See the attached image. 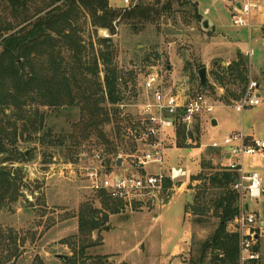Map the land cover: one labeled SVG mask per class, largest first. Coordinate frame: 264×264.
<instances>
[{
	"label": "rangeland",
	"instance_id": "obj_1",
	"mask_svg": "<svg viewBox=\"0 0 264 264\" xmlns=\"http://www.w3.org/2000/svg\"><path fill=\"white\" fill-rule=\"evenodd\" d=\"M2 1L0 29L11 30L5 33L10 35L24 25L18 26L19 16L13 15L10 9L3 13ZM31 1L29 15L48 2ZM110 1L114 6L124 8L123 0ZM131 1L133 4H154L157 0ZM161 1L163 4L172 1V8L158 24L148 25L139 33L120 25L117 34L111 37L123 75L128 82H132L130 74L134 72L139 83L141 94L137 104L125 109V113L135 122L141 119L143 80L152 72L159 73L166 90L183 96L202 94L213 104L226 105L227 100L234 107L238 103H235V96L241 95L244 85L239 82L237 86L233 85L227 68L238 60L237 49H240V54L244 53L248 60V83H264V72L258 75L264 70V40L255 41L260 39L261 31L264 34V4L259 2L261 11L249 17L253 25L249 29L233 24L230 7L224 2ZM19 14L22 15V11ZM205 21L209 23L208 28L204 26ZM80 23L83 27L81 36L87 48L85 61L90 64L94 56L105 50L102 40L106 37L102 31L93 28L87 19H81ZM147 56L149 59L144 61L143 58ZM195 60L207 68V81L213 86L208 91L200 92L183 71L188 62L194 63ZM229 115L234 116L241 127V115L235 112H229ZM243 122L248 131V121L244 118ZM204 123L206 119L201 117L191 118L184 123L196 138L198 135L195 131L200 128V144L202 134H205ZM257 129L263 132L264 126L259 124ZM225 131L222 123L217 130H209L202 140L203 144L222 142L224 135L230 133ZM39 139L36 137L34 143L21 141L20 151L33 158L9 166L13 173L16 171L21 189L17 203L0 208V228L5 232L4 239L9 238L11 232L13 237V245L5 240L2 246L0 244V264H190L196 250L193 240L204 241L214 232L216 219H210V226L206 228L192 223L193 208L186 195L191 193L193 196L194 191L190 188L195 184L192 179L200 171L202 156L197 149H193L196 146L194 142L190 146L193 149L191 152L178 149L177 128L170 133L166 143L165 161L169 166L183 167L190 177L181 179L177 184H169V194L156 203H135L131 206H123L107 195L102 197V193L90 188L85 176L86 169L100 167L103 162L98 159L97 153L102 150L89 143L81 146L75 157L79 162L74 166L78 170L77 175L67 180L59 175V167L68 163L64 161L69 157L67 150L43 146ZM127 148L130 147L122 149L118 157L124 162L122 172L116 171L119 174H124V168H130L141 154L139 142L133 156ZM207 148L209 146H205L203 152ZM110 158L113 160L115 157ZM218 162L221 164V161ZM246 201L253 212L261 206L264 198L260 202ZM80 214L94 217L99 228L82 236L79 230ZM230 230L237 231V225L230 227ZM10 255L11 259L8 258ZM58 255L67 256L68 260L59 259Z\"/></svg>",
	"mask_w": 264,
	"mask_h": 264
},
{
	"label": "trees",
	"instance_id": "obj_2",
	"mask_svg": "<svg viewBox=\"0 0 264 264\" xmlns=\"http://www.w3.org/2000/svg\"><path fill=\"white\" fill-rule=\"evenodd\" d=\"M2 2L3 13L10 9L19 16L18 26H24L10 35L5 33L11 30L0 29V208L14 205L20 196L19 177L9 166L33 158L20 151L21 141L34 143L40 137L38 141L43 146L66 149L69 157L64 161L77 164L78 149L85 143L102 150L97 157L109 167L122 149L130 147L127 149L131 156L137 152L136 134L142 120L135 122L125 109L137 104L139 83L134 72L130 74L132 82L123 75L111 37L120 25L128 26L134 33L156 25L172 8V1L163 4L161 0L154 4L135 3L129 9L114 8L109 0H48L29 15L31 0ZM194 7L196 10L197 5ZM83 18L97 31L105 30L110 35L102 40L105 50L94 56L90 64L85 61L87 48L81 36ZM148 59L149 56L143 58ZM204 67L195 60L183 69L200 92L213 88L200 84L198 73ZM247 71L248 60L243 54L227 68L233 85H244L241 95L235 96V103L242 100L248 87ZM199 129L195 131L196 138L186 124L177 125L178 149H192L193 142L195 148H200ZM221 156L220 149L208 148L201 157L199 173L192 179L193 225L209 227L210 219H216V223L206 240H193L196 250L190 264L239 263L240 234L230 230L242 211L241 196L235 188L238 174L214 162ZM79 223L82 236L99 228L91 215L80 214ZM3 233L0 228L1 246L4 240L13 245L12 232L6 239Z\"/></svg>",
	"mask_w": 264,
	"mask_h": 264
},
{
	"label": "built area",
	"instance_id": "obj_3",
	"mask_svg": "<svg viewBox=\"0 0 264 264\" xmlns=\"http://www.w3.org/2000/svg\"><path fill=\"white\" fill-rule=\"evenodd\" d=\"M224 2L230 7L233 24L237 27L253 28L249 17L261 8L256 0H214ZM124 8L134 6L131 0H124ZM104 37L110 38L107 31H102ZM251 55V54H250ZM259 85L251 81L240 102L234 108L243 112L248 107L258 106ZM143 102L141 104V129L136 134L140 143L141 154L135 161L124 168V174H119L114 163L106 166L86 169V179L94 192L104 193L115 202L123 206L135 203H156L167 193L169 184H177L184 178H189V172L183 167L167 165L165 161L166 143L171 132L177 125L186 123L189 119L214 113L216 106L209 98L202 94L181 95L166 90L161 76L157 72L147 75L143 81ZM211 148L227 150V154L234 161L227 167L238 174L235 186L241 196V214L236 219L237 231L240 234L239 263L257 264L263 260L260 251L258 218L256 214L246 210L245 201H260L264 198V181L257 171H248L243 161H256L264 156V141L247 137L243 132L225 134L222 142L213 141ZM77 163L68 162L59 167V175L67 180L76 177ZM124 167V166H123ZM151 167L154 169L150 170Z\"/></svg>",
	"mask_w": 264,
	"mask_h": 264
},
{
	"label": "crops",
	"instance_id": "obj_4",
	"mask_svg": "<svg viewBox=\"0 0 264 264\" xmlns=\"http://www.w3.org/2000/svg\"><path fill=\"white\" fill-rule=\"evenodd\" d=\"M110 1V0H109ZM258 3H262L264 4V0H256ZM124 2V0H123ZM110 5L114 8H119L118 6H114L111 1H110ZM123 7H124V3H123ZM122 8V7H121ZM264 24V22H263ZM263 38V39H262ZM264 40V34L261 31V37L260 39H257L255 41H260V40ZM238 54H240V52H242L240 49H237ZM244 55V53H241ZM252 54V53H249ZM252 67V65H251ZM256 74L257 71L252 69ZM263 71H261L258 75H260ZM259 85V97L261 99V103L258 106H254V107H248L246 110H244L243 112L239 113L235 110V108L233 107V105H224V104H215L216 109L214 111V113L218 112V115H215L214 113L211 115H204V116H200L201 118H205L206 119V123L202 124L203 129L205 134H202L201 137V146L200 148H193V149H197L200 156H203L204 153L203 149H205V146H211L210 145H205L203 144V138L206 135V133L209 132V130H217L221 123L224 127H226V131L225 132H230V133H234V132H243L247 137L251 138V139H255V140H259L260 139H264V131L263 132H259L257 129V125L261 124L262 126H264V83H260ZM259 111V114H256V112ZM229 112H235L236 114L238 113L239 116L241 115L242 118V124L241 127H239L235 121V117L229 115ZM261 114V115H260ZM246 119L248 121V131L245 128V124L243 122V119ZM201 136V134H200ZM193 149H186L187 152H191ZM222 153V157L219 158L218 160H215L214 162L216 164H219L218 161H221V165L222 166H228L231 162L234 161L233 158H230L229 155L227 154V150H221ZM243 164L245 166V168L248 171H257L261 174L263 181H264V156H259L257 158L256 161H253L251 159H244L242 160ZM118 159L115 162L116 166L118 167V171L122 172L123 166H124V162L122 160L121 165L118 166L117 165ZM181 193V192H180ZM183 194V193H182ZM185 195V194H184ZM186 197L188 198V194L186 195ZM260 202V201H257ZM245 205H246V210L256 214L257 218H258V232H259V249L263 254L264 257V201L262 202L261 206H259V208L257 210H254L253 212L250 210V205L247 203V201H245ZM236 224V220L235 222L230 226H234Z\"/></svg>",
	"mask_w": 264,
	"mask_h": 264
},
{
	"label": "water",
	"instance_id": "obj_5",
	"mask_svg": "<svg viewBox=\"0 0 264 264\" xmlns=\"http://www.w3.org/2000/svg\"><path fill=\"white\" fill-rule=\"evenodd\" d=\"M204 26H205V28H208L209 27L208 21H205ZM198 76H199V79H200L201 86L206 87L207 84H208V81H207V68L206 67L202 68L199 71ZM121 162H122V159L119 158L118 159V162H117V165L120 166L121 165ZM14 175H16V171H15ZM187 200H188V203L189 204H193V196H192L191 193L188 194ZM57 258H59V259L60 258H63L66 261L68 260V257L67 256H63V255H58Z\"/></svg>",
	"mask_w": 264,
	"mask_h": 264
}]
</instances>
